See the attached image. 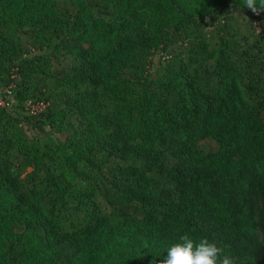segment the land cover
<instances>
[{"label": "trees", "instance_id": "1", "mask_svg": "<svg viewBox=\"0 0 264 264\" xmlns=\"http://www.w3.org/2000/svg\"><path fill=\"white\" fill-rule=\"evenodd\" d=\"M262 18L243 0H0V90L21 109L0 104V264H159L184 233L264 264Z\"/></svg>", "mask_w": 264, "mask_h": 264}, {"label": "clouds", "instance_id": "2", "mask_svg": "<svg viewBox=\"0 0 264 264\" xmlns=\"http://www.w3.org/2000/svg\"><path fill=\"white\" fill-rule=\"evenodd\" d=\"M243 5L254 15L264 13V0H243ZM159 264H233V261L214 241L207 238L197 241L184 233L177 242L167 246Z\"/></svg>", "mask_w": 264, "mask_h": 264}, {"label": "rangeland", "instance_id": "3", "mask_svg": "<svg viewBox=\"0 0 264 264\" xmlns=\"http://www.w3.org/2000/svg\"><path fill=\"white\" fill-rule=\"evenodd\" d=\"M233 23L235 24V26L236 25L239 26L241 32H245L246 24H247L246 14L244 12L242 13L235 12ZM171 55H172L171 52L167 54H162V52H157L153 57V65L151 68V73L155 74L156 71L160 70L162 68L163 63L167 59H169ZM4 92L5 94H3ZM4 102L7 103L6 105L12 114H18L19 112H21V109L15 106V100L12 97V94L11 93L8 94L6 91L0 90V104H3ZM32 105L36 107L35 103H32ZM25 110L28 112H31V107L28 106L27 103L25 105ZM35 110L40 111L41 107ZM46 131H47V134L55 140H63L64 138V134L61 132H57L50 128H47ZM200 144H202L206 149H216L217 148V144L212 140H205V141H202Z\"/></svg>", "mask_w": 264, "mask_h": 264}, {"label": "built area", "instance_id": "4", "mask_svg": "<svg viewBox=\"0 0 264 264\" xmlns=\"http://www.w3.org/2000/svg\"><path fill=\"white\" fill-rule=\"evenodd\" d=\"M256 25H257V30H259V29L261 28V26L264 28V19L262 18V19H260L259 21H257V22H256ZM6 92H7L8 94H10V93H11V89H7ZM27 105L31 107V112L36 111L35 109H38L39 107H41V109H42V107H43V104H42V103H36V104H35L36 107H34V106L32 105V102H31V101H28V102H27Z\"/></svg>", "mask_w": 264, "mask_h": 264}]
</instances>
